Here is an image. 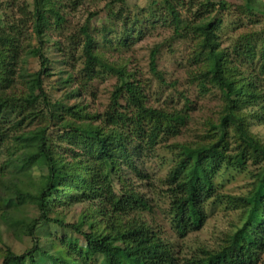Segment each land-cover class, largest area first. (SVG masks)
<instances>
[{"label":"trees","instance_id":"1","mask_svg":"<svg viewBox=\"0 0 264 264\" xmlns=\"http://www.w3.org/2000/svg\"><path fill=\"white\" fill-rule=\"evenodd\" d=\"M126 1L113 2L119 9L109 10L101 30L91 25L99 14L88 13L67 34L66 10L76 12L86 0H6L0 212L11 211L7 232L30 247L17 257L0 232V264H261L264 140L251 129L264 126V29L242 33L227 15L248 14L264 26V2L151 0L131 14ZM158 27L168 31V43L189 45L198 96L219 98L193 139L178 140L193 119L190 98L179 94V103L168 97L160 104L149 96L155 83L160 91L175 85L157 68L161 45L148 55L154 82L122 58ZM21 53L34 59V72L19 66ZM106 76L115 78L108 103L93 110L91 88ZM249 167L246 194L223 192L224 174ZM75 205L81 213L67 223L65 212ZM228 209L238 212L237 224L219 243L183 246L214 212Z\"/></svg>","mask_w":264,"mask_h":264},{"label":"rangeland","instance_id":"2","mask_svg":"<svg viewBox=\"0 0 264 264\" xmlns=\"http://www.w3.org/2000/svg\"><path fill=\"white\" fill-rule=\"evenodd\" d=\"M10 4H13L15 0H7ZM30 1V0H28ZM117 0H86L84 5L79 8L76 12H71L70 10H66V19L67 22L65 24L64 30L67 34L71 32H76L75 29L83 24L85 18L88 13H98L99 16L92 20L91 25L95 27L97 30H101V26L108 25V21L106 20V15L110 9L117 11L119 9V4L113 5V2ZM151 0H127L126 5L131 14L137 12L144 7H146ZM230 4L241 5L244 0H226ZM264 2V0H262ZM0 6L2 11H0V16L4 15V13H10V9H7L6 0H0ZM228 18H235L237 22L238 31H243L242 33L248 32H261L264 29L262 22H255L258 18H253L251 15H242L238 17L237 15H233L232 17L228 16ZM249 17V18H248ZM238 19V20H237ZM252 19V20H250ZM253 21V22H252ZM255 30V31H251ZM109 39H114L112 34H109ZM167 39H169V33L167 30H162L161 28H157L156 30H151L147 34L142 37L135 39L134 45L132 46V51L124 58L125 60H129L130 65L129 68H135L138 70L140 74V78L143 80H151L154 82L151 74L148 72V55L150 50L157 46L161 45L160 53L158 56V70L165 74V79L167 82H174V87H165L162 91L158 89V84L155 83L152 86L151 92H149V96L153 101H158L163 103L166 101L168 97H172L175 99V102L179 101V94H183L184 96L190 98L194 105V113L192 122L188 125L187 131L188 133H183V137H180L179 141L189 140L194 138V133L198 129L201 131V122L203 119L207 117L214 116V111L219 106V98L218 95H206V96H198L196 84L191 83V70L188 67L187 56L190 51L189 45L184 42H173L168 43ZM225 39V38H224ZM228 40H224V46H227L229 43ZM107 59L113 61L112 54L106 55ZM20 65L21 67L28 70L29 73H32L36 70V62L34 59H31L25 56L23 53L20 54ZM116 58V57H115ZM118 58H116V61ZM120 62V61H119ZM19 69V68H18ZM190 73V76L188 75ZM195 73V72H194ZM115 78L111 76H106L104 79L97 81L93 84L91 91L93 93V97L89 96L87 103L90 104L93 110L102 111L104 107L108 103V98L110 94V90L114 84ZM22 87L20 86V89ZM156 96H155V95ZM177 104V103H176ZM180 105V104H178ZM35 127L25 128L26 131L32 132ZM252 132L258 135L259 138L264 140V126H254L252 127ZM52 144L56 147L57 143L55 139H51ZM60 149L59 146L56 147ZM4 157L0 158V163H2ZM2 165H0L1 167ZM152 167H155L152 166ZM149 172L155 177L160 178L162 176L161 172H157L156 170ZM253 172V168L249 167L246 171L238 172L232 171L224 174L222 177L223 183V192L228 193L233 196L244 195L249 190L251 174ZM39 174L35 173V178H37ZM6 181V180H5ZM4 184V183H3ZM81 207L75 205L71 207L68 211L65 212L66 222L73 223L78 219L80 215ZM6 210L0 212V232L3 239L4 244L9 247L14 254L18 257L20 256L28 247H30V243L27 239L22 241H17L13 239L9 233L7 232L9 228L14 223L11 219V211ZM29 216H35V211L32 208L28 209ZM238 212L228 209L217 210L214 212L208 220H206L205 224L202 228L194 233L189 234L187 239L181 241L183 246L185 245L189 249H194L196 244H203L209 247H214L217 243H219V239L222 237L223 233L229 232L232 230L233 223L237 224ZM158 217L162 219V216L159 214ZM157 220H159L157 218ZM17 222V221H16ZM18 223L21 224V220H18ZM69 232V231H68ZM68 235V234H67ZM10 264H17L14 261H11ZM261 264H264V256L262 258Z\"/></svg>","mask_w":264,"mask_h":264}]
</instances>
